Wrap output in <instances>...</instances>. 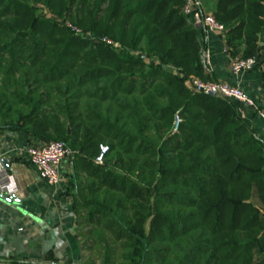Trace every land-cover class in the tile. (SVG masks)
I'll return each instance as SVG.
<instances>
[{
	"label": "trees",
	"instance_id": "1",
	"mask_svg": "<svg viewBox=\"0 0 264 264\" xmlns=\"http://www.w3.org/2000/svg\"><path fill=\"white\" fill-rule=\"evenodd\" d=\"M183 4L0 0V130L77 152L84 264H264V141L231 100L192 94L179 75L204 69ZM213 11L228 45L255 55L264 0Z\"/></svg>",
	"mask_w": 264,
	"mask_h": 264
},
{
	"label": "crops",
	"instance_id": "2",
	"mask_svg": "<svg viewBox=\"0 0 264 264\" xmlns=\"http://www.w3.org/2000/svg\"><path fill=\"white\" fill-rule=\"evenodd\" d=\"M200 1L206 12L214 15L217 0ZM225 34L226 31L199 26L202 47L211 53V64L204 67L199 77L241 87L264 110V31L257 51V64L241 73L233 72L232 62L235 58H243L242 48L233 50ZM179 75L188 87L186 76L192 75ZM231 101L240 118L264 141V119L259 112ZM43 141L24 131L0 130V186L10 175L16 185L12 194L0 187V264L85 263L71 185L72 161L62 164V181L49 184L27 156L29 147ZM4 160H7L8 168ZM2 194L13 195V198L7 200Z\"/></svg>",
	"mask_w": 264,
	"mask_h": 264
},
{
	"label": "built area",
	"instance_id": "3",
	"mask_svg": "<svg viewBox=\"0 0 264 264\" xmlns=\"http://www.w3.org/2000/svg\"><path fill=\"white\" fill-rule=\"evenodd\" d=\"M182 11L189 20L197 26H204L211 30L226 31L224 25L216 19L215 15L206 12L200 0H185ZM64 25L71 27L77 33L82 32L80 28H77L70 22H66ZM98 38L100 39L99 41L116 45L110 38ZM201 59L203 66L208 68L211 64V53L204 47H202ZM258 60L259 57L257 53L247 58H235L232 62V70L234 73L249 71L257 64ZM186 78L189 82L188 88L192 94H204L237 101L247 107L257 110L264 119V110L260 109L256 101L248 96L241 87L229 82L204 80L196 75L186 76ZM181 122L182 117L180 111H177L173 123L174 132L179 130ZM108 150L109 147L107 145L102 144L100 146V153L96 157L97 163H104L105 155ZM76 153V151L68 148L59 140H44L40 144L29 147L27 150L29 161L36 166L40 176L49 184H58L62 181L61 166L64 161H72ZM0 187L9 194L14 193L16 191L14 177L12 175L8 176L6 182Z\"/></svg>",
	"mask_w": 264,
	"mask_h": 264
},
{
	"label": "rangeland",
	"instance_id": "4",
	"mask_svg": "<svg viewBox=\"0 0 264 264\" xmlns=\"http://www.w3.org/2000/svg\"><path fill=\"white\" fill-rule=\"evenodd\" d=\"M57 20L59 21V22H61L60 24H62V25H64L66 22H70L68 19H63V18H59V17H57ZM64 22V23H63ZM143 57H146L147 55L146 54H141ZM197 76V75H196ZM89 254V253H88ZM97 262V264L99 263L98 261H96Z\"/></svg>",
	"mask_w": 264,
	"mask_h": 264
},
{
	"label": "water",
	"instance_id": "5",
	"mask_svg": "<svg viewBox=\"0 0 264 264\" xmlns=\"http://www.w3.org/2000/svg\"><path fill=\"white\" fill-rule=\"evenodd\" d=\"M4 164H5L6 168H8L7 160H4ZM2 197L9 200V199L13 198V195L2 194Z\"/></svg>",
	"mask_w": 264,
	"mask_h": 264
}]
</instances>
